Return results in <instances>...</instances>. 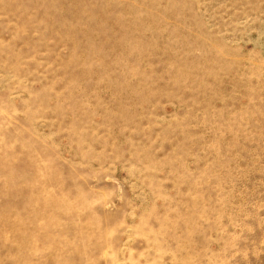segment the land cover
Masks as SVG:
<instances>
[{"label":"rangeland","instance_id":"obj_1","mask_svg":"<svg viewBox=\"0 0 264 264\" xmlns=\"http://www.w3.org/2000/svg\"><path fill=\"white\" fill-rule=\"evenodd\" d=\"M0 264H264V0H0Z\"/></svg>","mask_w":264,"mask_h":264}]
</instances>
